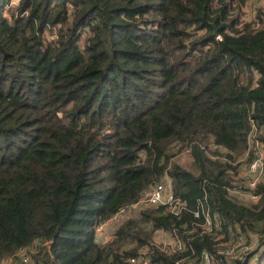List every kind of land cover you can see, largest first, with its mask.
<instances>
[{
    "label": "trees",
    "instance_id": "obj_1",
    "mask_svg": "<svg viewBox=\"0 0 264 264\" xmlns=\"http://www.w3.org/2000/svg\"><path fill=\"white\" fill-rule=\"evenodd\" d=\"M248 1L0 0V261L37 241L33 264L141 249L151 264H249L202 233L199 202L218 234L264 250V182L255 203L238 188L264 147V13L241 22ZM167 181L177 215L139 203Z\"/></svg>",
    "mask_w": 264,
    "mask_h": 264
},
{
    "label": "built area",
    "instance_id": "obj_2",
    "mask_svg": "<svg viewBox=\"0 0 264 264\" xmlns=\"http://www.w3.org/2000/svg\"><path fill=\"white\" fill-rule=\"evenodd\" d=\"M258 0H249L243 11L250 9L251 15H255V6L252 3H256ZM255 26H258L256 18L252 21ZM217 39L220 37L217 35ZM249 149L250 160L246 165V168L241 173L240 177L243 182L238 186L239 189L246 190L248 192L247 198L251 201L257 202L258 195H256V190L258 185L264 182V147L261 142L254 138L253 143ZM182 147L181 144H175L174 150H180ZM189 149H186L184 153H188ZM140 204L144 205H164L167 207L171 213L177 215L180 210L183 208L184 203L178 199H174L171 192L166 190L163 183L155 184L149 187L143 194ZM194 217L196 219H201V229L202 233L208 235H215V241L219 242L218 245L222 246L220 254L225 256L234 255L238 253L235 250H248L245 239L236 235L234 232L229 231L227 236L218 234L220 231V224L217 220V217H212L208 210L199 202L198 209L194 212ZM118 223V215L112 217L109 220H105L97 227V232L101 233L110 227H114ZM226 239L225 241H223ZM39 242H34L32 245L18 249L13 257H9L0 261V264H33L32 256H34L39 248ZM161 251L167 254H174L183 251L182 244L173 239L172 242L162 244ZM244 256L251 257L249 264H264V250L255 251L251 254L250 252H245L242 254ZM149 250L141 249L138 251L135 257L128 259L127 264H151L149 260ZM184 261H181V264ZM197 264H217L216 261L207 253L203 252L200 258V261Z\"/></svg>",
    "mask_w": 264,
    "mask_h": 264
},
{
    "label": "rangeland",
    "instance_id": "obj_3",
    "mask_svg": "<svg viewBox=\"0 0 264 264\" xmlns=\"http://www.w3.org/2000/svg\"><path fill=\"white\" fill-rule=\"evenodd\" d=\"M14 3H12V5H16V2L17 1H13ZM254 6H255V11H256V13H255V15H251V13H250V9H246V10H244V11H242V14H241V18H240V21L241 22H247V21H252L254 18H256V16L259 14V12L260 11H262L263 13H264V0H258L256 3H252ZM243 9H244V7H243ZM242 9V10H243ZM247 23H250V22H247ZM47 36H50V35H47ZM51 37V36H50ZM252 146V145H251ZM177 159V162H179V163H181L182 165H184V166H188V162H187V160H188V155L187 154H178V156L176 157ZM164 185H166L165 186V188L167 187V188H170V186H169V181H167V182H165L164 183ZM167 188H166V190H167ZM169 191V190H168ZM246 198H247V195H244ZM243 199H245V198H243ZM248 199V198H247ZM247 199H245V200H247ZM250 202H253V203H255L254 201H251L250 199H248ZM114 228L113 227H110V228H108L107 230H106V232H104V233H100L99 235H100V237L102 238L103 237V239H105V238H107V236H108V234L113 230ZM236 234V233H235ZM236 235H240V236H242L243 237V235H241V234H236ZM100 238V239H101ZM244 238V237H243ZM159 240V242H161V245L162 244H166V243H170V242H172V241H166V240H163L161 237L160 238H158ZM245 239V238H244ZM164 241V242H163ZM245 244H246V241H245ZM247 248H248V250L249 251H247V250H235L234 252H238V253H236V254H239V253H241V254H244L245 252H250L251 251V254L253 253V252H255L256 250L255 249H252V248H250V247H248L247 246ZM262 250V249H261Z\"/></svg>",
    "mask_w": 264,
    "mask_h": 264
},
{
    "label": "water",
    "instance_id": "obj_4",
    "mask_svg": "<svg viewBox=\"0 0 264 264\" xmlns=\"http://www.w3.org/2000/svg\"><path fill=\"white\" fill-rule=\"evenodd\" d=\"M213 37H216L217 36V30L214 29V32H213ZM0 51H2V48L0 47ZM3 52V51H2ZM99 242H101V239H98Z\"/></svg>",
    "mask_w": 264,
    "mask_h": 264
},
{
    "label": "crops",
    "instance_id": "obj_5",
    "mask_svg": "<svg viewBox=\"0 0 264 264\" xmlns=\"http://www.w3.org/2000/svg\"><path fill=\"white\" fill-rule=\"evenodd\" d=\"M167 188V187H166ZM167 190H168V188H167ZM170 192V191H169ZM170 241H171V239H170Z\"/></svg>",
    "mask_w": 264,
    "mask_h": 264
}]
</instances>
